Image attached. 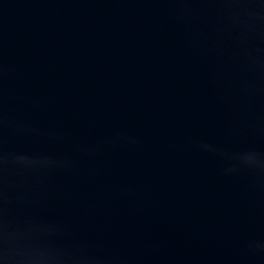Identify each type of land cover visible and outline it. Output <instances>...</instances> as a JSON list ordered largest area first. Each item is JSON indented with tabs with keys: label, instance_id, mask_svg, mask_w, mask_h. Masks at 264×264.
Returning <instances> with one entry per match:
<instances>
[{
	"label": "water",
	"instance_id": "1",
	"mask_svg": "<svg viewBox=\"0 0 264 264\" xmlns=\"http://www.w3.org/2000/svg\"><path fill=\"white\" fill-rule=\"evenodd\" d=\"M0 264H264V0H0Z\"/></svg>",
	"mask_w": 264,
	"mask_h": 264
}]
</instances>
